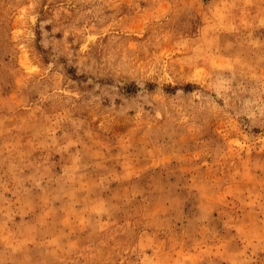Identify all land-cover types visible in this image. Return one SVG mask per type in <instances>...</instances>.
Segmentation results:
<instances>
[{"label": "rangeland", "instance_id": "1", "mask_svg": "<svg viewBox=\"0 0 264 264\" xmlns=\"http://www.w3.org/2000/svg\"><path fill=\"white\" fill-rule=\"evenodd\" d=\"M0 264H264V0H0Z\"/></svg>", "mask_w": 264, "mask_h": 264}]
</instances>
